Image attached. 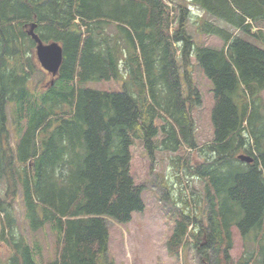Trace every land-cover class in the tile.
Masks as SVG:
<instances>
[{"label":"trees","instance_id":"trees-1","mask_svg":"<svg viewBox=\"0 0 264 264\" xmlns=\"http://www.w3.org/2000/svg\"><path fill=\"white\" fill-rule=\"evenodd\" d=\"M189 5L209 18L195 20L197 32L221 48L196 44ZM32 24L43 44L62 49L58 73L33 88ZM237 32L264 41V0H175L173 8L165 0H0V247L10 251L0 264H114L108 221L128 224L144 210L145 186L130 174L137 141L151 165L157 153L172 154L176 171L183 165L202 183L198 198L178 190L170 257L188 248L205 263L264 264V50ZM192 59L213 100V137L201 147ZM190 151L200 163L190 165ZM161 185L174 205L171 186ZM18 200L30 233L53 232L51 260L36 261L17 231ZM234 229L249 246L236 262Z\"/></svg>","mask_w":264,"mask_h":264},{"label":"rangeland","instance_id":"rangeland-1","mask_svg":"<svg viewBox=\"0 0 264 264\" xmlns=\"http://www.w3.org/2000/svg\"><path fill=\"white\" fill-rule=\"evenodd\" d=\"M174 2L175 0L171 4V7L174 6ZM188 8L189 19L186 22L187 30L196 44L217 49L221 48L222 41L219 38L199 34L196 30L195 20L209 18L204 12L193 5H189ZM212 22L216 26H225L216 19H213ZM254 26L261 27V25ZM172 29H174V25ZM253 31L252 29L251 32ZM237 36L264 50V41L245 33L237 32ZM39 71L40 74L35 76L31 88L40 79L39 87L51 79L50 75L43 72L40 67ZM191 72L192 81L201 96V105L192 112L196 128L195 138L199 147H201L211 141L213 137L210 123V111L213 100L210 83L197 68L194 60H192ZM86 86L99 90H119V85L114 82H90ZM262 98L264 101V91L262 92ZM13 143L14 141L12 140ZM130 151L132 154L130 174L135 184L145 186L142 192L144 210L141 213L133 214L131 221L125 225L114 223L111 220L108 221V249L109 256L114 261V264H203L200 263L198 255L192 249H182L178 253V256L174 258L168 256L166 251V240L171 234L173 220L177 214L176 210L179 209L181 204V201L176 200L179 197L178 190L184 192L183 195L187 198H198V196H202L201 181L187 176L182 169L183 165L176 171V168L170 162L172 154L157 153L155 161L151 165L140 142L137 141ZM187 157L190 165H196L201 162L197 151L188 152ZM176 175L180 176V181L176 179ZM162 182H166L171 186L169 197L176 200L174 205L169 202L166 204L163 200L166 190L162 189ZM186 197H183V199ZM23 210L22 203L18 200L14 204L17 231L25 236L28 244L35 250L34 257L36 261L51 260L54 257L55 251L53 232L49 226H46L37 232L30 233L24 220ZM232 234L233 247L230 251V256L236 262L249 246L248 244H243L239 233L235 229ZM1 246L0 258L4 260L10 254V251L5 248V245L2 244ZM205 264L211 263L206 262Z\"/></svg>","mask_w":264,"mask_h":264},{"label":"water","instance_id":"water-1","mask_svg":"<svg viewBox=\"0 0 264 264\" xmlns=\"http://www.w3.org/2000/svg\"><path fill=\"white\" fill-rule=\"evenodd\" d=\"M35 25L32 24L27 31V35L35 43V55L41 68L51 74L56 75L62 62V49L57 43L43 44L34 32ZM238 159L242 162L251 163L252 159L240 155Z\"/></svg>","mask_w":264,"mask_h":264}]
</instances>
